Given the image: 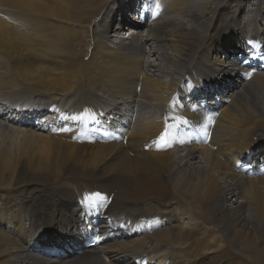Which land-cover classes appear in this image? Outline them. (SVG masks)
Masks as SVG:
<instances>
[{
    "label": "bare ground",
    "instance_id": "obj_1",
    "mask_svg": "<svg viewBox=\"0 0 264 264\" xmlns=\"http://www.w3.org/2000/svg\"><path fill=\"white\" fill-rule=\"evenodd\" d=\"M154 1L163 7L160 19L136 26L127 18L139 0H0V136L16 139L0 149V264H180L194 248L160 251L194 238L181 225L188 207L236 241L246 240L247 224L264 234V74L240 82L232 58L243 39L264 40V0ZM187 76L192 83L180 88ZM177 89L180 99L167 104ZM101 102L94 128L51 135L45 123L34 128L23 119L53 103L92 111ZM158 106L168 121L198 124L206 142L153 120L126 136L112 122L126 125L134 112L148 116ZM98 126L121 140H96ZM245 155L253 177L228 166ZM167 207L173 215L156 232L141 221L142 239L105 235L79 250L97 214L135 226ZM47 243L60 252L42 255ZM258 252L250 264H264V235Z\"/></svg>",
    "mask_w": 264,
    "mask_h": 264
},
{
    "label": "rangeland",
    "instance_id": "obj_2",
    "mask_svg": "<svg viewBox=\"0 0 264 264\" xmlns=\"http://www.w3.org/2000/svg\"><path fill=\"white\" fill-rule=\"evenodd\" d=\"M135 5L133 7H135ZM133 7H132V9H130V10H132V12L134 11ZM132 12H129V13H132ZM125 15H127V14L125 13ZM125 15H123V16H125ZM130 15L131 14H128L127 19H130L129 18ZM134 22H135V20H134ZM126 26H128V25H126ZM145 59H148V57L145 56ZM35 98H38V97H35ZM35 98H33V99H35ZM21 99H23V97H21ZM138 99H141V98H138ZM95 106H94V108H97V107L102 108L103 104L101 102ZM152 112H153L152 114L147 116V115H145V111H143L141 116H139V117L136 116L135 119L132 118V120H133L132 124L133 125L130 127L129 131L124 130L126 128V125H123L121 123L120 129H121L122 133H124V135L127 136L129 133L130 134L133 133L135 131V129H137V127H139L138 124L147 123V122H150L151 120H153L157 124L158 123L159 124L165 123V125L167 124L168 120H166L164 117L162 118L161 108L159 106L157 108L153 109ZM102 120L109 121V119H106L105 117H102ZM112 122L114 124L117 123L113 120H112ZM130 124H131V121H130ZM127 125H129V123ZM21 135H22V133L18 135L19 138L21 137ZM14 137H12L10 134H7V135L5 134L3 136H0V149L5 145L6 141H8V139H9V141L16 140ZM158 139L160 141L156 144L162 143L161 137ZM103 142H105V141H103ZM262 153L264 155V146H262V149L259 150V154H262ZM256 155H258V154H256ZM241 159L242 158H239V161ZM248 164H249V160H247L245 165H242L239 169H234V171L240 175L246 172V176L253 177L256 173L247 174V172L250 171L249 170L250 168L248 169V166H247ZM228 166L231 168V171L233 170V168H235V167H232L231 165H228ZM157 200H159V198H157ZM162 204H164V203H162ZM13 209H15V207ZM165 209L169 210V207H167ZM15 212H17V214H18V213H21V210L16 209ZM170 215L172 216L173 212H170V210H169V212L164 211V213H162V214H153L152 216L147 217V219L153 218V217H158V220H160L159 221L160 225L154 226L149 232H156L157 230L165 227L164 226L165 223H162V221H163V219L166 220L167 218H170ZM143 223H144V220H143ZM149 225H153V224H149ZM181 225L185 229L195 231L194 238L185 242V243H182V244H172L173 246L171 244L165 245L161 248V251H160L161 255L168 256L170 248H172V247H180L181 249H184L186 251L191 249V248H194L195 249L194 254L189 253L185 256L183 254L182 259L180 261V264H194V263H198V262L204 263L208 260H211V258L214 255H216L217 258H221V257L227 258L228 260L224 264H250L248 259H250V258L259 259L260 258V253L258 252V250L259 251L261 250L264 234L259 230L253 229V227H252V229H250L249 228L250 224H247L246 228L241 229V234L243 236H246L245 241H243V239H242L243 242L236 241V239L232 236V233L227 234L224 231H217L216 229L213 228L214 227L213 222L208 221L207 223H205V222L203 223V219H199V216L190 207L186 208L185 214H184V220L181 221ZM18 226H19V223L16 224V227H18ZM1 228L4 229L5 227L2 226ZM211 233H213V235ZM139 234L133 236L132 239H142V237L144 235H141L142 233H139ZM223 241H224V243H223ZM244 242L246 244H248V246L245 245ZM220 245H221V247H220ZM249 246H251V247H249Z\"/></svg>",
    "mask_w": 264,
    "mask_h": 264
},
{
    "label": "snow or ice",
    "instance_id": "obj_3",
    "mask_svg": "<svg viewBox=\"0 0 264 264\" xmlns=\"http://www.w3.org/2000/svg\"><path fill=\"white\" fill-rule=\"evenodd\" d=\"M248 75L250 76L251 74L249 73ZM209 121H211V117H209ZM161 139L162 140L164 139V136L163 135L161 136Z\"/></svg>",
    "mask_w": 264,
    "mask_h": 264
}]
</instances>
